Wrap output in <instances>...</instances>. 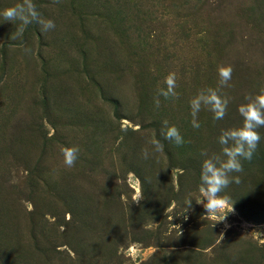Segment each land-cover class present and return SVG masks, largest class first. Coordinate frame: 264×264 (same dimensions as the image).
Instances as JSON below:
<instances>
[{
  "label": "rangeland",
  "instance_id": "obj_1",
  "mask_svg": "<svg viewBox=\"0 0 264 264\" xmlns=\"http://www.w3.org/2000/svg\"><path fill=\"white\" fill-rule=\"evenodd\" d=\"M20 2L0 0V11ZM33 3L45 19L54 21V29L41 32L34 22L14 38L15 25L0 18V217L19 223L0 247V264H190L196 255H201V264H264V127L257 130L261 140L252 159L241 158L240 182L221 193L234 202V212L223 223L204 217L196 200L188 211L179 197L170 202L181 173L176 167L185 157L168 148L161 131L140 132L152 117H164L161 123L178 129L186 117H193V98L219 89L229 101L226 115L216 120L202 105L195 117L199 127L192 133L199 139V153L226 159L219 152L222 131L242 125L238 107L264 87V0ZM222 66L232 68L225 87L219 86ZM170 74H175L176 95L165 98L159 92L166 89ZM143 140L141 163L123 162V156L131 158L123 143L131 147ZM154 141L162 150H156ZM68 147L79 150L72 167L65 165L62 154ZM63 179L76 192L73 209L82 211L76 221L88 229L95 217H107L101 212L110 214L121 204L136 208V224L150 222L137 225L112 248L93 244L91 235L85 242L80 235L85 227L77 225L64 239V209L53 203L51 211L60 217L43 215L33 233L35 207L44 212L49 207L43 206L40 194ZM96 194L109 202H89L88 196ZM63 214L68 221L70 214ZM190 230L192 256L189 250L142 242L149 231L176 246ZM237 239L241 254L228 263L224 243L229 246ZM17 241L23 242L19 249ZM203 241L213 243L198 250Z\"/></svg>",
  "mask_w": 264,
  "mask_h": 264
},
{
  "label": "clouds",
  "instance_id": "obj_2",
  "mask_svg": "<svg viewBox=\"0 0 264 264\" xmlns=\"http://www.w3.org/2000/svg\"><path fill=\"white\" fill-rule=\"evenodd\" d=\"M54 2L58 3L59 0H54ZM0 18H2L3 22H10L15 25L16 35L14 38L21 37L26 26L34 22L40 26L41 32H47L55 28L54 21L45 19L37 10L33 0H22L20 3L4 8L0 11ZM26 51L28 50L26 49ZM218 74L219 86H229L228 82L231 80L232 68L222 66L219 68ZM165 84L166 89H161L159 94L165 98L175 96V74H170L166 77ZM245 101L238 107V112L243 118L242 125L223 130L219 137V143L223 146L222 155L226 159H221L220 155L213 154L208 156L207 153H202L207 158L204 159L201 166L199 195L196 197L195 202L203 207L205 211L204 217H213L216 219V223L225 222L228 214L234 212V202H231L228 196L221 195L231 183L235 182L238 184L240 182L238 176L232 177L230 174L243 171L241 158L251 160L261 140L257 130L264 127V87L260 89L258 95L246 96ZM228 102L227 98L221 97L219 89L209 88L206 91H201L190 102L194 117L193 126L199 127L195 117L201 110L202 105L214 113V119L221 120L226 115ZM154 103L159 107V98H155ZM163 123L165 128H162L161 134L164 138L174 141L177 145L183 144L184 141L179 130L175 126H167V121ZM153 143L157 151L162 150V144L158 141ZM78 151V148L75 147H68L62 150L66 166H74L78 158ZM143 154L146 158L148 155L147 150H144ZM192 203L190 193L185 200L188 209L192 208ZM184 218L187 219L186 216ZM221 236L223 238L222 234Z\"/></svg>",
  "mask_w": 264,
  "mask_h": 264
},
{
  "label": "trees",
  "instance_id": "obj_3",
  "mask_svg": "<svg viewBox=\"0 0 264 264\" xmlns=\"http://www.w3.org/2000/svg\"><path fill=\"white\" fill-rule=\"evenodd\" d=\"M164 119V117H152V119L150 120L148 126H141V130L140 132H142V130L144 129H149V131H156V133H159L162 128H165L164 123H161L162 120ZM162 124V125H161ZM167 126H174L172 125V123H168L167 122ZM166 130V129H165ZM182 138H183V144L181 145H177L175 144L174 141H169L167 139L164 140L165 144H167L168 148L171 151H174L175 153L184 155V163L182 165H180L179 167H176V169H180L181 173L178 175V179H177V186L178 189L175 190L174 188H172V192H171V196L172 199H170V202L172 200H176V198L179 197L180 202H184L186 200V198L189 197V194L191 193V199L194 203V201L196 200V197L199 194V186H200V167L205 159V157L202 156V153H199V139L196 135H193L192 131H196V127L193 126V117H186V119H184V121L181 123L180 127L178 128ZM158 137L160 138V135H158ZM146 140H143L141 143L137 142L136 144H133L131 147L129 145V143L126 141L123 143V146L125 148H127V150L125 151V155L127 156H131V158H125L123 156V162H126L127 160H131V162H138L141 163V158L143 157L142 155V146H144ZM130 148H129V147ZM130 152V153H129ZM219 152H222V150H219ZM141 157V158H140ZM222 159V156H221ZM173 168V167H170ZM196 171V173H195ZM135 172V171H134ZM137 173V172H136ZM148 173V172H147ZM151 173V171H150ZM138 174V173H137ZM230 176L232 177H236L238 176V173L236 174V172L231 173ZM82 177L84 178V175L82 174ZM156 181V180H155ZM68 179H63L61 180L60 183L55 184L54 186L51 185V189L49 188V186L47 187V190L45 191V193L40 194V200L44 201L45 205H43L44 207H46L47 205L49 206L46 210H48V212H44L43 211V207L41 206V208H36L35 207V213H33L31 215V220H30V225H32V231L34 233L35 228L38 226L37 220H40L42 218V216H46L47 214H50L51 216L52 213L55 216L60 217L59 213H55L54 211L52 212L51 210V205L53 203H55L56 205H60L62 206V208L64 209V211L62 212V219L64 220V225H62L63 227H65V232L63 233V238L65 239L68 233V230H70L71 226L73 225H77V227L81 228V227H85L86 225H84L85 223L82 221H76L77 218H82V211L80 208L78 209H73V205H74V200L76 199L75 197V193H72L71 191V187ZM154 187V186H153ZM152 187V188H153ZM155 190V189H154ZM154 193V191H153ZM89 198V202H93L96 200V198H102L104 201L106 200V202H109V199H107L105 197V195H97L94 198H91L90 196H88ZM147 203L151 204L154 202V199H147ZM144 202L146 203V201L144 200ZM141 204L140 207H142ZM157 204V203H154ZM131 205V204H130ZM130 205L127 204H121L120 206H118V208L116 210H112L110 214L107 213H100L99 215H107V217L102 218V219H98L97 217H95L96 222L94 224V227H92L91 229L88 228H84L83 232L80 234L81 237H86L85 242L87 240V237L89 235H91L92 237H90V240L93 238V244H97L98 242H102L101 244H104L106 247L110 246L111 248L115 246V241H118L117 244H119V242H122L123 239H125V237L127 235H129L130 233H132L135 229V227L138 225L140 227L145 226V224L147 222L150 221H143L140 224H136V219H138V211L135 212L136 208L131 207ZM2 208V207H1ZM140 208H138L139 210ZM186 211H188V208H185ZM55 210V209H54ZM37 211V212H36ZM68 212L70 214V217L68 219V221H65L64 218V214ZM36 214V215H35ZM57 214V215H56ZM110 215V217H109ZM118 215V220L119 222L116 223V218L114 216ZM192 216V215H190ZM40 218V219H39ZM139 220V219H138ZM17 223H10L7 217H0V247L1 245L5 246L6 244V238L10 235V233L12 231H17L18 229V219L16 220ZM153 222V221H152ZM84 226H82V224ZM61 226V225H59ZM131 228H133V230H131ZM206 232V231H204ZM203 232V233H204ZM192 233V230L184 233V235H182L181 237H179V245L174 246L173 244H171L168 239H161L159 236H153L152 233H149V231H145L144 232V238L142 239V242L149 246V245H154L156 247H158L159 249H168V248H177V250H189L186 251L190 256L193 255V248L195 247L194 245L190 244V241L192 240L190 235ZM33 238H35V234H33L32 236ZM32 238V239H33ZM34 240V239H33ZM163 241V242H162ZM215 241V240H214ZM79 241H77L78 243ZM240 240L237 239L233 244L229 243H224L225 246L227 247L226 252L227 255H225L228 258V263L230 262V259H235L237 257V259L239 258V254H241V252L238 250L240 247ZM23 242L22 241H17L16 245L17 248L19 249L21 244ZM213 243L209 241H203L202 244H200V247H196L198 250H204L206 249L209 245H211ZM203 244H206V248L202 249L201 247L203 246ZM227 244V245H226ZM78 246V245H77ZM36 248V250H39L37 244H34L33 248ZM117 247V245H116ZM29 251V250H28ZM236 255V256H235ZM201 255H196V259L193 263L190 264H201L199 257ZM3 261V259H1ZM202 264H205L202 263Z\"/></svg>",
  "mask_w": 264,
  "mask_h": 264
}]
</instances>
